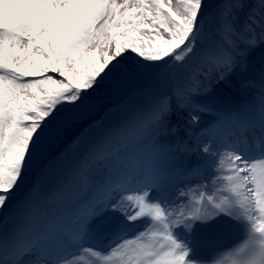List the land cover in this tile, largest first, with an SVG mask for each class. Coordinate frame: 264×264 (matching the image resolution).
<instances>
[{
	"label": "snow or ice",
	"instance_id": "obj_1",
	"mask_svg": "<svg viewBox=\"0 0 264 264\" xmlns=\"http://www.w3.org/2000/svg\"><path fill=\"white\" fill-rule=\"evenodd\" d=\"M12 3L20 7L0 16V264H188L171 229L218 211L246 222L253 242L232 264H264V77L259 112L249 106L219 114L199 131L196 147L206 159L187 175L210 168L211 179L181 189L185 202L152 197L174 175L162 170L164 149L156 143L172 101L190 113L209 111L192 100L206 88L173 83L205 66L222 79L241 46L264 43V0H217L211 9L207 0ZM137 76L147 86L122 92ZM139 97L147 102L130 120L105 129ZM216 127L235 138L220 141ZM90 198L147 226L117 235L106 253L86 246L100 208ZM149 231L163 234L159 251L137 247Z\"/></svg>",
	"mask_w": 264,
	"mask_h": 264
},
{
	"label": "rangeland",
	"instance_id": "obj_2",
	"mask_svg": "<svg viewBox=\"0 0 264 264\" xmlns=\"http://www.w3.org/2000/svg\"><path fill=\"white\" fill-rule=\"evenodd\" d=\"M0 2H2V0H0ZM244 2L249 6L254 3L252 0H244ZM211 6L212 5L207 2L206 7L209 8ZM246 19L247 8L241 9L236 16L237 27H242ZM241 51L243 52V55L239 54ZM235 61L236 63L232 69L224 76V78L216 79L214 85L209 83L207 78L212 76L215 77L216 71L218 70H213L211 68H207L206 66L200 69H190L184 78L173 83V87H176L178 84L181 87L191 86L193 88H206V91H197L193 95L192 100L194 104L207 107L209 111L190 113L187 109L177 106L174 100L172 101L169 113H167L163 118L167 131L158 134L156 143L164 149L165 152L167 151L166 153H168V142H172V145H174L172 151L177 149V153L173 156L172 161L166 162L170 163L176 169L170 167L171 169L165 170V167L161 166L165 173L169 172L174 175L171 180L163 184L159 189L153 191L152 197L154 200L158 199L161 201L163 199L164 194L160 193V189H166L167 191L174 190L178 193L179 199L181 189L187 190L190 187L195 188L199 183H207L213 175L210 168L201 176L196 178L187 175L191 169L201 165V163L206 159L202 152H199L198 159L190 156L189 152H192L193 150L190 142H187V139H191L194 148H197L196 137L199 131L209 126L215 119H217L219 114H224L231 109L234 110V106H241L243 101L255 105L259 93L258 84L261 77H264V43L248 48L247 50H244L243 46H241L240 49H238ZM147 84L148 81L145 77L137 76L129 81H126L121 91L130 92L133 89L145 87ZM210 100H215L216 104H212ZM146 102L147 98L145 97L136 98L126 106V112L129 114L137 113ZM193 114L198 115L199 119L197 122L192 121L191 116ZM117 120L119 119H113L112 121L108 119L105 122V129L112 128V123ZM173 137L177 139L176 143L171 140ZM228 141L229 140L224 143H227ZM138 149L140 148H137L136 151ZM140 150L142 151V149ZM224 167H228L227 163L224 164ZM176 179L180 180L181 183L179 184L176 182ZM189 198L191 201L199 199V197L192 193H189ZM183 200L185 202L184 198ZM90 202H92L95 207H100L98 200L94 201L90 198ZM162 202L171 204L175 202V200H173L169 194V196L166 195ZM224 216L232 217L231 215L218 211L211 219L195 220L201 223L204 230L207 232L205 236V238H207L214 234L213 229L219 226L220 220ZM125 223H132L127 220L125 214L120 212L118 209H113L111 206H102L98 209L90 221V228L95 225H100L103 228L102 230L104 232V236H108L113 232L116 234L120 233L119 227ZM153 236V232L149 231L142 242H135L137 247L142 244L145 245L144 242L149 243ZM236 251H240V249L236 248ZM235 252L229 250V252H220L215 256L218 258H225L226 264H232V261L235 259Z\"/></svg>",
	"mask_w": 264,
	"mask_h": 264
},
{
	"label": "bare ground",
	"instance_id": "obj_3",
	"mask_svg": "<svg viewBox=\"0 0 264 264\" xmlns=\"http://www.w3.org/2000/svg\"><path fill=\"white\" fill-rule=\"evenodd\" d=\"M253 2H255V0H252ZM208 82L211 83L212 85H214V82H215V77H208L207 78ZM211 103L213 104H216L215 100H210ZM242 105L239 106V105H235L234 106V110L231 109L227 112H230V111H235V110H239L241 108H247L249 106H254L255 107V110L257 112H259V98L256 100L255 102V105L253 104H249L247 103L246 101H243L241 103ZM220 105V104H219ZM226 112V113H227ZM218 117V116H217ZM214 132H215V135L217 136V138L222 141V142H225L229 139H234V136H230V129L227 128V127H216L214 129ZM236 132L239 133L240 135H243V130L242 129H236ZM136 151V150H135ZM138 154L141 152L140 149H138L136 151ZM173 156H168V157H163L161 159V166L162 167H165V170H168V169H176L174 166H172L170 163L166 162V161H172L173 160ZM171 167V168H170ZM167 174H170L169 172ZM176 182H178L179 184L181 183L180 180H177L176 179ZM160 193H163L164 194V197L163 199L166 197V195L169 196V194L171 195V197L173 198V200H175V202H184L183 200V197H180L179 196V199H178V193H176L174 190L172 191H167L166 189H160ZM163 199L161 201H163ZM94 206V205H93ZM95 207V206H94ZM91 210V209H90ZM98 211V210H97ZM105 213V212H103ZM239 221V219H236L234 218L233 216L232 217H227V216H224L222 217V219L220 220V223H219V226L217 228H214L213 231H214V234H217V233H221L223 230L231 227V225L235 222ZM187 224H190V228L189 227H186L184 224H181L177 227H173L171 229L172 233H173V236L175 235V232L177 230L185 233L189 239H204L207 232L204 230L203 226L201 225V223L197 222L196 220H188L186 221ZM130 224H123L122 226L119 227V230H120V233L121 232H125V230L127 229L128 226H130ZM92 228H94L93 231H91V234H90V237L91 238H94V243L96 244L100 239L103 238V228L102 226H93ZM144 231V230H143ZM154 236L151 238V240L148 242H144L145 245H139L138 247H141V246H144V247H150V246H155V250L159 251L160 248H161V245L164 244V240L161 238L162 237V233H159L158 231L157 232H154L153 233ZM135 234H132V236H134ZM175 238V236H174ZM176 239V238H175ZM177 240V239H176ZM177 242H179L182 246H183V249L184 250H187L186 246L181 243L180 241L177 240ZM252 241L249 240V238L247 239H243L241 240V242H237L235 243L233 246L231 247H228V248H225V249H222L220 250L219 252H213V251H207V252H202L200 255H197V254H189L188 252V257H187V260H188V264H226V260L225 258H218L217 254H219L220 252L221 253H226V252H229V250L235 252L236 248L239 247L240 251L238 252H235L236 253H240L241 251H244L246 252L249 247L252 246ZM259 241L258 239L255 241V245L258 244ZM258 247V245H256ZM95 247V245H94ZM167 249H164V251H166ZM109 250H101V252H108ZM226 255V254H224ZM156 259H159V260H163L164 259V254H163V251H160V255L156 257ZM113 264H118V262H113ZM133 264H135V261H133Z\"/></svg>",
	"mask_w": 264,
	"mask_h": 264
},
{
	"label": "trees",
	"instance_id": "obj_4",
	"mask_svg": "<svg viewBox=\"0 0 264 264\" xmlns=\"http://www.w3.org/2000/svg\"><path fill=\"white\" fill-rule=\"evenodd\" d=\"M207 2H209L212 6L211 7H209V9H211L212 7H214L215 6V4L217 3V0L215 1V0H207ZM147 80V79H146ZM181 87V86H180ZM132 91V90H131ZM213 104V103H212ZM126 112V107H124V108H122L120 111H118V112H116L113 116H111L110 118H109V120H113V119H119V120H117V121H114L113 123H112V127L113 126H116V124L117 123H119V122H121V121H125V120H130L132 117H133V114L134 113H131V114H129V113H125ZM125 113V114H124ZM99 136H100V132H97V133H93L92 135H91V137H90V140H92V141H95L96 139H98L99 138Z\"/></svg>",
	"mask_w": 264,
	"mask_h": 264
},
{
	"label": "clouds",
	"instance_id": "obj_5",
	"mask_svg": "<svg viewBox=\"0 0 264 264\" xmlns=\"http://www.w3.org/2000/svg\"><path fill=\"white\" fill-rule=\"evenodd\" d=\"M20 7L12 3V0H2L0 2V16H7L14 8Z\"/></svg>",
	"mask_w": 264,
	"mask_h": 264
}]
</instances>
